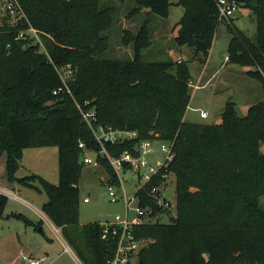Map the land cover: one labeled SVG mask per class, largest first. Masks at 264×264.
<instances>
[{"label": "trees", "instance_id": "16d2710c", "mask_svg": "<svg viewBox=\"0 0 264 264\" xmlns=\"http://www.w3.org/2000/svg\"><path fill=\"white\" fill-rule=\"evenodd\" d=\"M18 1L30 25L43 33L47 51L31 40L16 39L22 22L0 24V157L6 156L8 183L31 186L33 178L14 176L17 158L31 144L58 148L59 181L41 180L47 197L41 211L75 255L85 264H106L112 250L101 239L100 222L81 225L79 220L78 143L99 150L81 112L94 110L98 125L135 130L139 140L171 143L172 157L164 169L175 175L176 213L167 223L137 227L136 237L152 242L140 250L136 264H264V209L259 203L264 196V101L249 106L245 117L228 102L218 125L186 122L188 69L171 59L144 62L143 51L151 44L145 28L130 40L131 59H111L106 37L99 34L108 26L112 8H99V0ZM171 1L132 0L130 13L145 9L166 18ZM216 1L178 0L183 14L174 37L177 46L194 49L198 39L208 56L221 23ZM237 2L239 7L241 0ZM242 3L252 10L255 35L248 38L226 23L231 36L227 60L247 68L246 75L264 89V0ZM68 64L74 75L65 85L58 69ZM128 149L127 143L105 145L113 157ZM99 163L107 185L116 183L107 160ZM160 183L156 178L137 194L141 206L151 208V217L158 210L148 192ZM7 202L0 193V218ZM11 216L31 225L20 214Z\"/></svg>", "mask_w": 264, "mask_h": 264}, {"label": "rangeland", "instance_id": "374dc122", "mask_svg": "<svg viewBox=\"0 0 264 264\" xmlns=\"http://www.w3.org/2000/svg\"><path fill=\"white\" fill-rule=\"evenodd\" d=\"M242 1L230 23L248 38H253L256 25L252 10ZM171 2L169 15L163 18L145 9L131 14L134 8L132 0H99V8L113 9L112 12L108 11L107 29L99 34L106 37L108 43L109 54L106 57L119 60L131 59L133 52L130 40L143 27L151 42L143 51V61L148 63L171 59L177 66L186 67L190 80L199 85L197 90L189 88L190 101L185 114L186 122L218 125L223 120L222 113L228 102L234 104L239 117H245L249 106L264 101V89L258 80L246 75L247 68L233 65L226 59L231 38L227 24L225 22L219 24L208 56L204 57L202 53L191 47L175 44L174 37L177 35V25L183 14V8L178 5V0ZM4 22L10 23L8 18L0 14V24ZM43 49L45 51L44 46ZM58 70L60 71V68ZM200 111L205 112L207 117L201 118ZM162 144L164 142L160 140L152 141L151 147L154 153L151 164L156 161L163 162L167 158V153L161 150ZM260 149L264 153V145H261ZM86 154L90 157L95 155L91 151H86ZM5 158V154L0 157V189L11 196H7V206L0 218V264H14L13 261L17 259L19 264H27L22 256L39 258L42 254L46 258L45 264H85L76 255L77 259L70 253L62 252L63 246L46 225L45 218L36 214L37 211L44 214L41 210L47 202L41 180L53 185L58 184V148L47 144H31L17 158L18 168L14 176L18 179L33 178L30 182L31 186L17 183L2 185L7 183L4 170ZM107 179L103 166L82 165L78 180L81 225L112 220L116 214H123L122 203L110 201ZM124 180H128L124 181L126 195L134 194L138 186L136 177L124 175ZM161 191L160 198L169 201L170 207L160 205L158 211L152 217L150 213V217L146 219L149 222L167 223L170 214L176 213L175 175L171 170L161 184ZM84 198H88L87 203L83 201ZM259 203L264 209V196L260 198ZM31 206L36 211H33ZM148 211L150 212V209ZM12 213L20 214L34 224L40 222L42 232L33 225H26L23 220L11 216ZM61 236L66 240L62 233ZM70 248L75 254L73 247ZM136 262L137 258L132 264Z\"/></svg>", "mask_w": 264, "mask_h": 264}, {"label": "built area", "instance_id": "2783aa9c", "mask_svg": "<svg viewBox=\"0 0 264 264\" xmlns=\"http://www.w3.org/2000/svg\"><path fill=\"white\" fill-rule=\"evenodd\" d=\"M216 6L218 19L221 22L229 24L230 19L238 9V2L237 0H217ZM0 14L9 19L12 27L16 26V22L25 24L18 29L16 39L31 40L34 44L38 43L44 51L41 40L43 33L30 25L18 0H0ZM58 73L62 81L65 82V85L66 80L73 79L74 73L69 64L60 69V71L58 70ZM188 85L193 90L199 88V85L194 84L192 80L189 81ZM81 115L95 143L99 147V150H89L84 142H79L78 148L82 152L81 164L96 167L100 165V159L107 160L117 180L116 183L107 185L108 196L111 202H121L123 207V214H116L112 220L100 222L102 227L101 239L112 247L111 255L107 258L106 264H132L140 250L152 242L150 239H138L136 237L135 230L138 226L149 222L146 219L150 217V213L152 212L151 208L141 206L137 194L144 191L153 180L159 178L161 179L160 185H152L148 194L158 206L170 207L169 201L161 199L160 196L162 192L161 184L168 173L164 168L172 157L171 143L169 141H162L164 144L161 145V150L167 153V158L163 162L156 161L154 164H151L152 154L154 153L151 143L154 140H139L138 132L128 128L113 129L109 126L98 125L94 110L81 112ZM200 117L206 118L207 114L200 111ZM122 143H127L130 149L123 151L117 157L111 156L105 150L106 144L119 145ZM165 144H168V146ZM86 151L93 152L95 154L94 157L88 156ZM162 170L164 171L162 172ZM124 175L136 177V185L138 184V186L134 194L126 195L124 181H128L129 179L124 180ZM12 197L18 199L16 196ZM83 201L87 203L88 198H84ZM31 207L33 211H36L33 206ZM148 209H150V212ZM36 214H40L41 217L45 218L46 225L62 243L64 251L72 254L73 251L62 238L60 229L55 227L45 214H42L40 211H37ZM22 259L27 264H45L46 261L44 256L39 258L22 256Z\"/></svg>", "mask_w": 264, "mask_h": 264}, {"label": "crops", "instance_id": "0c3cea01", "mask_svg": "<svg viewBox=\"0 0 264 264\" xmlns=\"http://www.w3.org/2000/svg\"><path fill=\"white\" fill-rule=\"evenodd\" d=\"M3 184L7 185V184H9V183H8V182H7V183H2V185H3ZM5 185H3V186H5ZM11 188H14V187H11ZM0 193L4 194V195H6V196H11L9 193L4 192V191L1 190V189H0ZM7 198H8V197H7ZM29 222H31V225H29V226H32V225H33V226L35 227V226L38 224V223H37V224H34V223H33L32 221H30V220H29ZM39 223H40V222H39ZM40 224H41V223H40ZM35 228H36V227H35ZM37 229H38L39 232H42L41 225H40ZM52 232H53V231H52ZM60 243H61V242H60ZM61 244H62V243H61ZM62 246H63V245H62ZM72 251H73V250H72ZM62 252H63V253H67V252L64 251V249H63ZM32 256H33V255H32ZM40 256H43V254L40 255ZM72 256H73L75 259H77L74 253H72ZM35 257H38V256H35ZM13 262H14V264H19V260H18V259L15 260V261H13Z\"/></svg>", "mask_w": 264, "mask_h": 264}, {"label": "water", "instance_id": "95a60500", "mask_svg": "<svg viewBox=\"0 0 264 264\" xmlns=\"http://www.w3.org/2000/svg\"><path fill=\"white\" fill-rule=\"evenodd\" d=\"M193 47L194 49H196L197 51H199L200 53H204L206 51V45L204 42H202L201 40L195 39L193 42ZM156 210L159 209V206L156 204L155 205Z\"/></svg>", "mask_w": 264, "mask_h": 264}]
</instances>
